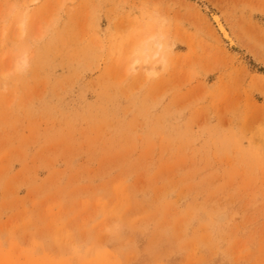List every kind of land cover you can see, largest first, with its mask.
Instances as JSON below:
<instances>
[{"label": "rangeland", "instance_id": "1", "mask_svg": "<svg viewBox=\"0 0 264 264\" xmlns=\"http://www.w3.org/2000/svg\"><path fill=\"white\" fill-rule=\"evenodd\" d=\"M0 264H264V0H0Z\"/></svg>", "mask_w": 264, "mask_h": 264}, {"label": "bare ground", "instance_id": "2", "mask_svg": "<svg viewBox=\"0 0 264 264\" xmlns=\"http://www.w3.org/2000/svg\"><path fill=\"white\" fill-rule=\"evenodd\" d=\"M216 17V16H215ZM218 17V16H217ZM215 19V18H214ZM216 19H218V18H216ZM215 19V20H216ZM218 21H219V19H218ZM218 24V23H217ZM220 29H221V32H223V34H224V37H229V35H228V33H227V31H225L224 30V28L222 27V26H220ZM220 31V30H219ZM228 39H230V38H228ZM231 40V39H230ZM164 56H162V57H160L159 58V61L163 64L164 63V58H163ZM146 58H144V60H145ZM147 60V59H146ZM146 60H145V62H146ZM24 61V60H23ZM137 60H135V62H136ZM24 65V64H23ZM145 65V64H144ZM148 66V65H147ZM153 66V65H152ZM22 67V66H21ZM143 67H145V66H142V68ZM131 68H133L132 66H131ZM154 68L153 67H150L149 69H147V72L148 73H150V74H153L154 73V70H153ZM149 75V74H148Z\"/></svg>", "mask_w": 264, "mask_h": 264}]
</instances>
